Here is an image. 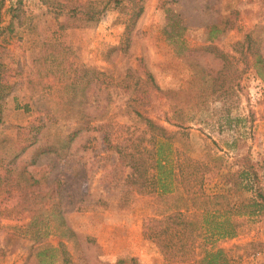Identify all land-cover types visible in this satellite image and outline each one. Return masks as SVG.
<instances>
[{
    "label": "rangeland",
    "instance_id": "rangeland-1",
    "mask_svg": "<svg viewBox=\"0 0 264 264\" xmlns=\"http://www.w3.org/2000/svg\"><path fill=\"white\" fill-rule=\"evenodd\" d=\"M52 1L21 0L22 23L0 38V175L7 170L11 191L0 183V264H161L141 234L154 195L124 183L128 168L115 145L141 128L139 112L171 131L185 121L193 155L214 140L229 160L235 133L232 151L264 157V82L249 66L251 54L264 62V0H144L124 52L110 51L123 26L118 11L57 30L63 16L55 19ZM15 3L3 0L1 24ZM169 17L183 27L173 44L163 32ZM234 47L245 56L240 73L222 67V56L238 55ZM146 71L158 89L139 105L132 99L148 88ZM214 76L217 85L237 84L234 102L209 94ZM234 115L242 119L228 126ZM211 243L230 264H264V213ZM41 246L56 250L43 259Z\"/></svg>",
    "mask_w": 264,
    "mask_h": 264
},
{
    "label": "trees",
    "instance_id": "trees-1",
    "mask_svg": "<svg viewBox=\"0 0 264 264\" xmlns=\"http://www.w3.org/2000/svg\"><path fill=\"white\" fill-rule=\"evenodd\" d=\"M143 2L144 0L52 1L57 10L54 13L55 19L59 15L63 16L56 21L57 30L91 26L105 11H118L123 26L117 45L110 48V51L115 49L119 52L128 48L130 34L143 10ZM2 6L3 0H0V38L10 35L14 24L20 25L24 15L21 0H16L15 4L4 9L9 18L3 25ZM182 29L178 20L169 17L163 30L166 41L173 44L179 40ZM245 39L248 40V35ZM46 46L44 44L43 48L46 49ZM232 50L238 55L222 56V67H229L233 73H240L242 68L238 67L239 63H244V53L235 47ZM250 59L249 66L264 82L262 56L251 54ZM4 72L5 68L0 64V100ZM144 76L148 88L135 94L132 99L137 103L143 100L139 105L147 104L149 91L158 89L148 71ZM217 82H221L218 76L211 78L209 94L217 93V97L234 102L237 98V84L217 85ZM1 114L0 103V123ZM135 115L140 118L141 128L127 132L128 135L121 138L115 147L128 168L124 183L137 193L154 195L155 212L141 222L143 238L151 241L157 248L162 256L161 264H230L225 250L215 247L211 241L234 236L246 220L264 213V157L253 162L247 152L232 151L241 138L235 133L231 134L230 144L227 145L231 149L229 160L224 156L228 151L218 154L216 148H213L218 147L214 140L202 144L199 155H193L185 121L175 120L171 125L176 129L171 131L147 115L139 112H135ZM241 119L234 115L225 122L228 126H231V122L235 126ZM77 130L68 135L67 141L74 137ZM7 175V170L3 176L0 175V183L4 184L6 195L9 196L11 191L7 184L10 178L7 180ZM208 243L209 246H206ZM196 248L199 251L197 253ZM36 249V254L44 259L51 257L52 254L47 252L56 250V247L41 246ZM61 254L64 255L65 252L61 250ZM121 261L119 258L116 262ZM45 262L52 263V260Z\"/></svg>",
    "mask_w": 264,
    "mask_h": 264
}]
</instances>
